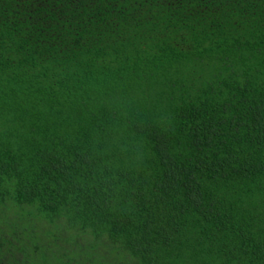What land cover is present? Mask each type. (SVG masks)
I'll return each mask as SVG.
<instances>
[{"label": "trees", "instance_id": "trees-1", "mask_svg": "<svg viewBox=\"0 0 264 264\" xmlns=\"http://www.w3.org/2000/svg\"><path fill=\"white\" fill-rule=\"evenodd\" d=\"M0 264H264V0H0Z\"/></svg>", "mask_w": 264, "mask_h": 264}]
</instances>
